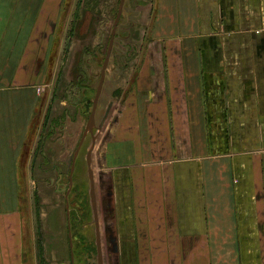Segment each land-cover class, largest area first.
Listing matches in <instances>:
<instances>
[{"label":"crops","instance_id":"0c3cea01","mask_svg":"<svg viewBox=\"0 0 264 264\" xmlns=\"http://www.w3.org/2000/svg\"><path fill=\"white\" fill-rule=\"evenodd\" d=\"M63 4L0 0V35L34 34L41 18L57 27ZM127 12L150 20L148 57L124 61L133 80L107 91L95 148L98 175L112 169L114 258L264 264V0H132ZM34 130L0 126V179L48 174L32 156ZM19 196L10 187L1 210L17 214ZM15 221L20 250L25 226ZM0 264H8L3 236Z\"/></svg>","mask_w":264,"mask_h":264},{"label":"rangeland","instance_id":"374dc122","mask_svg":"<svg viewBox=\"0 0 264 264\" xmlns=\"http://www.w3.org/2000/svg\"><path fill=\"white\" fill-rule=\"evenodd\" d=\"M131 2L125 0L117 27L95 127L77 157L121 0H64L57 27L52 20L41 18L40 29H35L34 34L0 35V126H35L33 138L37 146L32 156L44 163L48 171L43 174L37 168L33 178L26 173L19 179H0V200L10 187L20 190L17 214L8 215L11 210H1L0 201V236L7 240L8 264H109L111 253L107 250L103 257L105 244H98L96 235V213L98 216L102 202L97 178L101 162L95 148L101 107L109 100L107 91L133 80L134 68L124 67L125 62L148 57L144 48L150 36L144 34L150 20L141 18L138 12L129 14ZM29 14L32 16L34 10ZM31 21H27L25 29ZM19 25L15 21L12 32ZM43 27H47L45 33H39ZM7 139L9 144L16 143L17 131L9 132ZM107 171L106 180L112 177V169ZM15 219L25 226V240L18 243L20 250H15L12 243V239L21 236ZM100 234L103 240L101 231ZM124 262L133 264L134 260Z\"/></svg>","mask_w":264,"mask_h":264},{"label":"water","instance_id":"95a60500","mask_svg":"<svg viewBox=\"0 0 264 264\" xmlns=\"http://www.w3.org/2000/svg\"><path fill=\"white\" fill-rule=\"evenodd\" d=\"M124 3H125V0H121V4H120V7H119V12H118L117 18H116V20L114 22V26H113V30H112V38H111V41H110V44H109V47H108V51H107L106 58H105L104 63H103V67H102V71H101V76H100V80H99V84H98V88H97V93H96L95 99L93 101V108H92V111H91L89 120L87 122V126L85 128V131L83 133V136H82V139H81V142H80V146L78 147V149L76 151V154H75L76 157H77V155L80 152L81 146H82V144H83L86 136L89 133H92L93 132V129L95 127V119H96L97 107H98V103H99V100H100V96L102 94L103 85H104L105 78H106V70H107V67H108V64H109V61H110V57H111V54H112V49H113V44H114V38H115V35H116V31H117L118 24L120 22V19H121L122 13H123ZM93 148H94V145L92 146V149ZM89 166L91 168L90 163H89ZM72 169H74V166H72ZM92 180H93V178H92ZM94 186H95L94 185V181H92L91 195H92V201H93V209H94V211L96 213V206L97 205H96V201L93 199V196H95ZM95 225H96L97 243L98 244H102L101 243L100 226H99V221H98L97 213H96ZM69 226H70V223H69ZM98 252H99L98 257H99V259L101 261L102 260V254H101V247H100V245L98 246ZM99 264H103V262L101 261ZM117 264H119V262H117Z\"/></svg>","mask_w":264,"mask_h":264},{"label":"flooded vegetation","instance_id":"af4514ba","mask_svg":"<svg viewBox=\"0 0 264 264\" xmlns=\"http://www.w3.org/2000/svg\"><path fill=\"white\" fill-rule=\"evenodd\" d=\"M97 178H98L99 189L101 191L100 202H102V204L99 205V209H98L99 215H100L99 221L103 222V224H104V226H101L102 237H103V240L101 238V241H102L101 243L105 244V246H103V249H102L103 257H106L105 251L108 250V251H110L111 254L109 255V259H107V262L109 264H117V262H119V261L116 260V258H114V243H113L114 239L112 237L113 231H112L111 217H110L111 216L112 197H111V194L109 193L110 192L109 190L111 189V183H110V181H108V179L106 180L105 175L103 173L99 174ZM62 180H63V174L60 176V179L58 182L59 187H61L60 184H61ZM63 188L65 189L64 191H67L69 189L66 186ZM106 191L109 193V195H107L105 193ZM104 193H105V195H104ZM106 206L110 210V212L107 211V214H105V212H104V210H106L105 209ZM101 228H100V231H101Z\"/></svg>","mask_w":264,"mask_h":264},{"label":"trees","instance_id":"16d2710c","mask_svg":"<svg viewBox=\"0 0 264 264\" xmlns=\"http://www.w3.org/2000/svg\"><path fill=\"white\" fill-rule=\"evenodd\" d=\"M72 223H73V220H72ZM71 223V225L73 226V224Z\"/></svg>","mask_w":264,"mask_h":264}]
</instances>
